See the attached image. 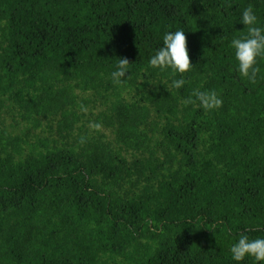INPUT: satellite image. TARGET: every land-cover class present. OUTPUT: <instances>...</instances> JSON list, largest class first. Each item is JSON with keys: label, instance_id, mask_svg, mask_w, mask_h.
<instances>
[{"label": "trees", "instance_id": "1", "mask_svg": "<svg viewBox=\"0 0 264 264\" xmlns=\"http://www.w3.org/2000/svg\"><path fill=\"white\" fill-rule=\"evenodd\" d=\"M250 5L264 26L262 0H0V264H236L264 238V79L230 47ZM177 29L170 92L149 59Z\"/></svg>", "mask_w": 264, "mask_h": 264}, {"label": "clouds", "instance_id": "2", "mask_svg": "<svg viewBox=\"0 0 264 264\" xmlns=\"http://www.w3.org/2000/svg\"><path fill=\"white\" fill-rule=\"evenodd\" d=\"M240 22L246 26L247 34L234 37L230 47L235 50V59L238 62L236 71L242 78H247L255 84L258 82V77L264 79L259 67V61L264 59V26H259L256 10L251 5L244 8ZM149 66L161 72L171 69L174 75L180 74L181 78L174 79L171 86L167 87L170 92L172 88L181 89L188 83L183 74L190 72L194 65L190 58L184 29L165 32L163 46L151 56ZM129 72V60L121 58L116 64V69L111 72L110 78L114 84L119 85L123 83ZM197 101L205 111L219 109L223 106V99L215 91L194 89L184 103L187 106ZM81 107L87 111L83 105ZM96 127L98 128L99 125ZM230 253L232 261L236 264H243L247 258H252L253 264H264V238L249 239L246 233H241L238 241L231 245Z\"/></svg>", "mask_w": 264, "mask_h": 264}]
</instances>
